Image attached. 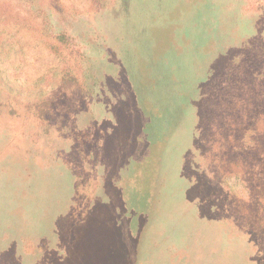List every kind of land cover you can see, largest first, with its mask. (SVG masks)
Here are the masks:
<instances>
[{"label":"rangeland","instance_id":"1","mask_svg":"<svg viewBox=\"0 0 264 264\" xmlns=\"http://www.w3.org/2000/svg\"><path fill=\"white\" fill-rule=\"evenodd\" d=\"M1 1L32 29L15 28L0 55V264H264L229 217L243 188L211 179L189 120L219 50L262 44L264 0H38L50 27L26 0ZM39 29H67L79 63L20 47ZM68 64L84 100L53 82ZM41 95L52 97L39 117L29 106ZM245 204L259 214L251 196Z\"/></svg>","mask_w":264,"mask_h":264},{"label":"trees","instance_id":"2","mask_svg":"<svg viewBox=\"0 0 264 264\" xmlns=\"http://www.w3.org/2000/svg\"><path fill=\"white\" fill-rule=\"evenodd\" d=\"M26 1L33 9L36 7L35 17L46 27H50L49 10L39 4L38 0ZM93 1L96 6L97 2L101 3L105 0ZM24 27L32 29L29 22L19 12H15L10 1L0 0L2 57L10 55L15 46L13 38H18V34L12 33L14 29L22 30ZM39 30V39L34 35H28V38L33 36L30 39L24 40L22 39L24 37L18 39L20 47L35 42L44 45L58 59L65 60L66 55H70L79 63L82 51L67 29H51L47 34H44V29ZM259 40L262 41L260 45L253 42L248 44V40L242 44L235 41L228 42L222 50L219 52L217 50L225 59L222 68L218 69V72L213 70L209 76H201L197 80L194 89L196 102L189 112V120L192 122L190 131L193 127L198 132L201 147H197V151L200 152L201 164L205 166L211 179L218 184L227 185L234 194L237 193L238 185L243 188V194L239 193L240 195L236 197L239 200L236 202L238 207L230 208L234 212L229 217L236 215L239 218L240 228L248 231L264 251V181L256 179L258 172H261L264 179V39L257 41ZM259 56L261 59H258ZM53 82L66 94L72 97L79 96L80 100H84L89 93L71 64L61 71H56ZM12 84L10 82L8 86L14 90ZM122 96L109 100L108 104L124 98ZM51 97V95H41L29 108L42 117L49 110ZM1 110L0 108V112ZM155 112L161 117L162 113ZM157 135L163 137L160 133ZM254 138L257 142L252 141ZM260 141L263 143L261 144ZM257 153L259 159H256ZM259 165H262L260 170ZM257 166L259 167L255 174L253 168ZM244 191L245 196H243ZM249 196L259 205L258 215H253L247 208L248 204H245Z\"/></svg>","mask_w":264,"mask_h":264}]
</instances>
